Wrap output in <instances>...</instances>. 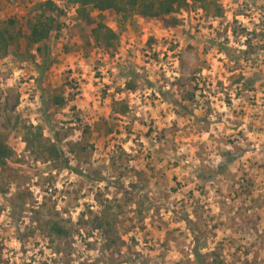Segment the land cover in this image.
Instances as JSON below:
<instances>
[{
    "label": "rangeland",
    "instance_id": "1",
    "mask_svg": "<svg viewBox=\"0 0 264 264\" xmlns=\"http://www.w3.org/2000/svg\"><path fill=\"white\" fill-rule=\"evenodd\" d=\"M39 1L0 0V21L27 32ZM56 2L49 56L0 54V264H264V0L137 16L113 51ZM25 124L62 158L30 153Z\"/></svg>",
    "mask_w": 264,
    "mask_h": 264
},
{
    "label": "trees",
    "instance_id": "2",
    "mask_svg": "<svg viewBox=\"0 0 264 264\" xmlns=\"http://www.w3.org/2000/svg\"><path fill=\"white\" fill-rule=\"evenodd\" d=\"M69 6L76 8L79 20V31L82 35L88 34L87 44L91 47V39L94 45L106 50L113 51L121 36L129 25H136L135 18H160L165 20L168 15L175 14L183 9L195 5L201 8L206 14L213 17H221L225 10L220 0H66ZM2 6L0 4V10ZM34 18L28 21V30L23 32L18 29L17 21L9 19L0 21V54L6 56L11 46H19L21 38H25L27 46H37L39 54L46 58L51 52L48 40L54 31L62 29V23L58 17L65 13L56 0H42L35 3L33 8ZM112 12L116 17L117 29L109 25L108 13ZM169 25H177L179 20L170 16ZM129 88L134 90L137 84L129 82ZM51 103L53 105H64L65 98L55 94ZM129 111L127 103H121L117 112L125 114ZM23 141L26 149L35 154L38 158L47 157L51 160H59L63 153L57 144L52 142L44 134L43 126L25 124L23 126ZM8 134L2 132L0 135V170L6 169L8 162L15 155L14 148L8 143ZM99 227H103L102 221ZM104 223L111 224L107 218ZM52 236H68L69 230L57 221L48 223ZM54 241V238H52Z\"/></svg>",
    "mask_w": 264,
    "mask_h": 264
}]
</instances>
